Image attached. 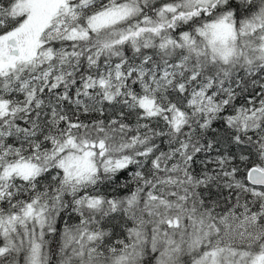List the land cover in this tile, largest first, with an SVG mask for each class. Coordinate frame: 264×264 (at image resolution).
Here are the masks:
<instances>
[{
    "label": "snow or ice",
    "instance_id": "1",
    "mask_svg": "<svg viewBox=\"0 0 264 264\" xmlns=\"http://www.w3.org/2000/svg\"><path fill=\"white\" fill-rule=\"evenodd\" d=\"M0 264H264V0H0Z\"/></svg>",
    "mask_w": 264,
    "mask_h": 264
}]
</instances>
